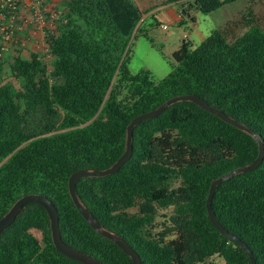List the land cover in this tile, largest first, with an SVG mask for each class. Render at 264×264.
<instances>
[{
	"label": "trees",
	"instance_id": "16d2710c",
	"mask_svg": "<svg viewBox=\"0 0 264 264\" xmlns=\"http://www.w3.org/2000/svg\"><path fill=\"white\" fill-rule=\"evenodd\" d=\"M234 1L165 4L212 13ZM61 9L67 23L52 44L50 66L18 49L0 57V219L19 198L44 195L69 246L104 264H134L83 217L70 195L71 175L111 167L126 151L131 121L182 95L200 96L264 144V30L252 26L233 38L227 26L197 47L186 41L172 55L171 74L156 81L150 71L134 75L128 67L137 35L150 39L147 11L135 0H62ZM258 155L253 135L182 101L135 127L132 157L117 173L83 178L76 190L142 264H210L213 257L252 264L240 242L264 264V160L219 184L213 196L217 220L240 241L213 224L207 207L212 182ZM161 202H170L173 214L153 235ZM0 264L83 263L56 249L46 209L29 203L0 235Z\"/></svg>",
	"mask_w": 264,
	"mask_h": 264
},
{
	"label": "water",
	"instance_id": "95a60500",
	"mask_svg": "<svg viewBox=\"0 0 264 264\" xmlns=\"http://www.w3.org/2000/svg\"><path fill=\"white\" fill-rule=\"evenodd\" d=\"M197 9V8H196ZM182 101H189L192 103L197 104L204 110H207L211 112L212 114H216L219 118L222 120L238 127L239 129L246 131L247 133L253 135L258 143H259V155L253 161L251 164L246 165L244 167H240L232 171L231 173L219 177L218 179H215L212 184H211V190L210 194L207 200V207L210 215V219L213 222V224L226 236L233 238L237 241L238 240L236 237L231 235L224 227L223 225L217 220L213 210H212V200L213 196L216 190V187L219 184L224 183L225 181L233 178L236 175L242 174V173H247L250 171H253L257 169L263 162L264 160V144L263 142L255 136V134L250 130L241 125L239 122L222 112L221 110L213 107L210 105L205 99L201 98L198 95H182V96H177L169 99L166 101L164 104H162L160 107H158L155 110L149 111L147 113L141 114L137 117H135L131 123L127 127V142H126V151L125 153L109 168L102 169V170H96V169H81L76 172H74L70 179H69V191L70 195L77 206V208L80 210L81 214L83 217L86 219V221L89 223V225L102 237L109 239L113 243H115L118 247H120L133 261L134 264H142L141 257L139 254L130 246V244L118 233L111 231L107 228H105L103 225L99 223V221L91 214L90 210L83 204V202L80 200L76 186L79 180L83 178H88V177H106L109 175H112L114 173H117L122 166L128 162L133 154V139H134V129L137 125L142 123L143 121L149 120L156 118L159 116L162 112H164L167 108L170 106L182 102ZM29 203H38L42 205L50 218V226H51V235H52V240L54 243V246L58 251H60L63 255L74 259L78 262H81L83 264H104L98 259L82 252L79 251L78 249H75L71 246H69L62 238L61 235V230H60V221H59V213L54 205L53 201L49 199L48 197L41 195V194H28L25 195L21 198H19L13 205L12 207L8 210V212L0 219V235L8 228L10 227L14 221L16 220L17 216L23 209V207L26 204ZM242 247L247 251V253L250 256V259L252 261V264H257L255 257L252 253V251L247 247L246 244L243 242H240Z\"/></svg>",
	"mask_w": 264,
	"mask_h": 264
},
{
	"label": "rangeland",
	"instance_id": "374dc122",
	"mask_svg": "<svg viewBox=\"0 0 264 264\" xmlns=\"http://www.w3.org/2000/svg\"><path fill=\"white\" fill-rule=\"evenodd\" d=\"M161 2L162 0H148V3L155 5V8L161 6ZM250 4V0H236L224 5L223 8L213 13L198 12L195 16L200 20V24L196 30H192L194 24L189 16H185L184 20L180 23L167 25L169 27L168 30H163L158 21L149 18L146 21V29L151 40L139 33L133 41L128 58V67L131 73L135 75L142 70H148L156 81L163 80L169 76L173 70L174 60L172 55L179 50L186 41L191 42L194 47L199 46L212 32L220 30L230 18L234 19L242 13L245 14ZM165 11V8L158 9L155 13V18L159 21L160 18L165 19ZM246 19L245 21L242 20L239 22L241 25L239 28V30L241 29V31H239L240 35L254 26L246 27L248 24L252 23L250 19ZM153 22L158 23L159 26L153 29L150 28V24ZM242 25L244 26L242 27ZM143 29L145 30V27H143ZM7 72L8 69L5 70L4 74ZM7 79L15 82L14 78L11 76H8ZM180 135L184 138L182 133ZM157 214L158 216L154 219L150 227V231L153 235H160L164 229L169 227V219L173 214L171 203H158ZM208 262L210 264L225 263L220 257H213Z\"/></svg>",
	"mask_w": 264,
	"mask_h": 264
},
{
	"label": "built area",
	"instance_id": "2783aa9c",
	"mask_svg": "<svg viewBox=\"0 0 264 264\" xmlns=\"http://www.w3.org/2000/svg\"><path fill=\"white\" fill-rule=\"evenodd\" d=\"M62 0H0V57L36 54L45 65L53 61L52 44L67 23ZM168 30L167 25L161 26Z\"/></svg>",
	"mask_w": 264,
	"mask_h": 264
},
{
	"label": "crops",
	"instance_id": "0c3cea01",
	"mask_svg": "<svg viewBox=\"0 0 264 264\" xmlns=\"http://www.w3.org/2000/svg\"><path fill=\"white\" fill-rule=\"evenodd\" d=\"M135 1L137 2L141 10L147 11L146 14L143 16V20L145 21H147L149 18H153L156 21H158V23H160L161 26L162 25L169 26V24L178 23V22L180 23L182 20H184L185 16H189L194 24L192 30H196L200 24V20L195 16L196 13L200 11L197 10L196 8L193 9L191 8L183 11L180 9V5L178 3L165 4V0H162L161 6L155 8V5L149 4L148 0H135ZM250 1L251 4L247 7L245 14L242 13L241 15L237 16L234 19L230 18L221 28L224 29L225 27L229 26V35L233 38H236L237 36L240 35L239 31H241V29L239 30V28L241 27V25L239 24V22H241L242 20L245 21L246 18L252 21V23L248 24V26L246 27L254 25L264 30V0H250ZM160 8H165L166 11L164 16L166 18L165 19L160 18L159 21L158 19L155 18V13ZM181 12L184 13L182 14ZM157 26H159V24ZM243 26L244 25H242V27Z\"/></svg>",
	"mask_w": 264,
	"mask_h": 264
}]
</instances>
